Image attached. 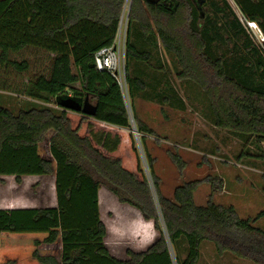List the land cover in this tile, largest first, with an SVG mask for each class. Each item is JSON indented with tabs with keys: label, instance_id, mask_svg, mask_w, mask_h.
Listing matches in <instances>:
<instances>
[{
	"label": "trees",
	"instance_id": "1",
	"mask_svg": "<svg viewBox=\"0 0 264 264\" xmlns=\"http://www.w3.org/2000/svg\"><path fill=\"white\" fill-rule=\"evenodd\" d=\"M125 1L0 0V68L25 73L28 61L10 55L26 48L43 52L49 73L35 71L22 90L61 108L13 113L0 106V175H13L17 183L24 175H54L58 202L56 207L0 209V264H198L204 241L212 242L218 255L230 252L264 264V229L242 218L235 206L212 200L223 190V178L207 175L184 182L172 199L162 193L156 158L147 146L155 131L134 113L131 102L138 135L133 132L119 84L95 64V54L113 44ZM206 1L199 6L197 0H131L126 39L130 99L145 88L135 65L152 55L139 45L157 40L176 59L178 79L202 89L215 127L264 144V58L226 0L203 19ZM234 2L264 32V0ZM218 18L224 26L221 39L235 41L240 51L230 60L217 51ZM0 88L23 94L7 80H0ZM67 98L80 103L88 98L95 114L65 109L61 101ZM169 156L182 174L186 162L181 155L169 151ZM203 183L211 193L201 206L194 195ZM101 186L159 232L147 250L129 249L126 259L110 254L105 239L111 224L99 210ZM261 217L264 210L256 218ZM182 238L187 245L183 259L178 253Z\"/></svg>",
	"mask_w": 264,
	"mask_h": 264
},
{
	"label": "rangeland",
	"instance_id": "2",
	"mask_svg": "<svg viewBox=\"0 0 264 264\" xmlns=\"http://www.w3.org/2000/svg\"><path fill=\"white\" fill-rule=\"evenodd\" d=\"M226 1L235 13L240 11L234 0ZM218 3L221 7V0L206 1L202 9L203 19L213 16ZM214 23L217 27L216 33L219 34L217 51L220 57L230 60L240 51L236 48L235 41L228 43L227 40L221 39L224 33L221 19L219 22L215 20ZM254 46L256 47L255 44ZM139 48L150 51L152 55L149 61L135 65V74L144 81L145 88L136 89L133 100H130L134 102V113L156 133V136L147 138V146L156 158V171L161 178L164 196L172 199L175 188L184 182L203 179L207 175L220 176L224 180V188L213 194V202L235 206L242 218H249L255 226L264 229V217L256 218L258 213L264 210V144L254 136L215 127L204 92L196 83L178 79L180 68L176 59L165 51L157 40L143 41ZM42 53L37 49L26 48L11 54L10 58L13 60H27L30 69L20 73L13 69L6 71L0 68V79L17 84V89L23 93L21 95H25L22 89L28 76L38 70L44 74L49 73L48 56ZM133 67L134 62H131L130 69ZM17 98V103L8 108L13 113L33 107L61 110L56 103L43 99L34 98L29 101L30 99L24 96ZM169 151L178 152L186 162L182 174L173 164ZM54 183L53 176L45 175L30 176L25 178L23 183H17L14 177L0 178V201H7L10 206L46 207L55 201ZM210 193V185L201 184L194 195L196 204L206 205ZM124 208L121 204L110 208L103 205L101 215L107 226L112 223L117 229L127 228V210ZM150 233L153 240L159 237L156 230ZM114 235L119 238V234L114 231L108 238L116 239ZM147 247L113 243L109 249L113 255L126 259L127 250L144 251ZM200 249L201 258L198 264H254L247 259H239L230 252L218 255L214 244L209 241L202 242ZM178 253L182 259L187 254L184 238L178 242Z\"/></svg>",
	"mask_w": 264,
	"mask_h": 264
},
{
	"label": "crops",
	"instance_id": "3",
	"mask_svg": "<svg viewBox=\"0 0 264 264\" xmlns=\"http://www.w3.org/2000/svg\"><path fill=\"white\" fill-rule=\"evenodd\" d=\"M1 74V72H0ZM1 77V75H0ZM1 80V79H0ZM28 83V79H26V84ZM17 96L20 97H25L26 99H30L29 101L34 100L33 97L27 96V95H21L19 94L16 90H7V89H2L0 88V106L5 107V108H10L11 105H15L18 101ZM32 103V102H31ZM30 176H37V175H24L22 176V183L25 178H29ZM45 176H53L55 179L54 187H55V201L53 202L52 205L46 206V207H56L58 202H57V195H56V177L54 175H45ZM8 177H14L13 175H0V178H8ZM4 182V181H3ZM98 202H99V210L100 214L102 213V207L106 206L107 208L112 207L114 205L120 204L117 197L110 192L106 187L101 186L98 192ZM109 204V205H108ZM125 206V205H123ZM46 207H34V206H10L7 201H0V209H16V208H46ZM126 211L125 213V223H128L127 228L123 227L122 229H117L111 224V229H108V234L105 239V244L110 252L109 246L113 243L116 244H129L133 246H139L141 248H144L146 246L147 249L154 243V241L150 236L151 231H155L152 227L151 222H145L141 219L139 213L134 210L133 208H130L128 206H125L124 208ZM102 216V215H101ZM115 232L116 234H119V238L116 236L115 238L109 239V234L111 232ZM147 232V233H146ZM145 233V234H144ZM130 248V247H129ZM146 249V250H147ZM145 251V250H144ZM134 252H142V251H134ZM110 254L118 259H125V258H120L115 255H113L111 252Z\"/></svg>",
	"mask_w": 264,
	"mask_h": 264
},
{
	"label": "built area",
	"instance_id": "4",
	"mask_svg": "<svg viewBox=\"0 0 264 264\" xmlns=\"http://www.w3.org/2000/svg\"><path fill=\"white\" fill-rule=\"evenodd\" d=\"M130 4L131 0L125 1L113 44L100 49L95 54V64L99 70H106L116 79L120 86L130 121L133 122L132 103L129 96L126 77V39ZM236 14L264 58V32L256 22L246 19L241 11H237ZM135 134L138 135V133Z\"/></svg>",
	"mask_w": 264,
	"mask_h": 264
},
{
	"label": "water",
	"instance_id": "5",
	"mask_svg": "<svg viewBox=\"0 0 264 264\" xmlns=\"http://www.w3.org/2000/svg\"><path fill=\"white\" fill-rule=\"evenodd\" d=\"M203 1L204 0H197L198 5L200 6L203 3ZM199 9L201 10L200 7ZM61 106L67 110L83 112L84 114L89 115V116L94 115L96 112V107L91 102H89L88 98H86L83 103H80L73 98L63 99L61 101ZM131 123L134 128L133 132L137 133L135 130L134 121L133 122L131 121Z\"/></svg>",
	"mask_w": 264,
	"mask_h": 264
}]
</instances>
